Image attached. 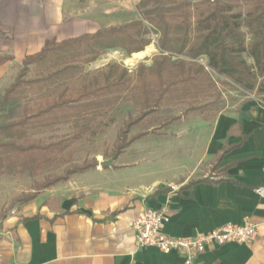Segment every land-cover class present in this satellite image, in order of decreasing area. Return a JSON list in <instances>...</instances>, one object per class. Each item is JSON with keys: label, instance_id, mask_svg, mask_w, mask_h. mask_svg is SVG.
I'll list each match as a JSON object with an SVG mask.
<instances>
[{"label": "crops", "instance_id": "crops-1", "mask_svg": "<svg viewBox=\"0 0 264 264\" xmlns=\"http://www.w3.org/2000/svg\"><path fill=\"white\" fill-rule=\"evenodd\" d=\"M140 1L0 0V54L14 57L0 66V83L47 40L141 19ZM213 126L212 137L205 140L212 176L187 179L176 168L172 175L151 180L145 175L138 181L125 176L136 166L116 158L112 167L99 164L44 190L20 209L0 213V264H184L179 252L164 254L136 243L134 219L144 209L164 206L171 215L164 231L175 237L228 223L256 226L254 243L210 248L199 264H264V195L257 191L264 187V96L221 114ZM235 145L217 160L225 147Z\"/></svg>", "mask_w": 264, "mask_h": 264}, {"label": "trees", "instance_id": "trees-1", "mask_svg": "<svg viewBox=\"0 0 264 264\" xmlns=\"http://www.w3.org/2000/svg\"><path fill=\"white\" fill-rule=\"evenodd\" d=\"M243 6L248 8L245 14L238 10ZM138 9L141 19L126 25L62 41L47 40L39 52L26 56L15 81L3 93L0 176H38L63 167L62 173L35 182L34 192L15 198L20 206L46 189L97 168V158L76 162L73 145L97 132L94 122L124 102L133 103L139 112L119 129L113 143L115 159L146 136L149 126L162 121L159 112L165 106L214 97L190 105L183 115L171 116L163 122L168 126L191 113L214 120L219 114L221 86L248 97L264 96V0H141ZM151 34L159 36L161 54L150 67L141 64L132 76L119 64H110L97 72L101 79L93 76L52 97L25 102L17 119L1 121L6 108L27 91L86 77L85 65L108 50L120 49L132 57L151 45ZM201 57L207 58V64L199 61ZM13 59L0 54V66ZM30 67L45 74L28 78ZM70 123L74 128L70 135L56 140L37 137ZM237 146L225 147L217 160Z\"/></svg>", "mask_w": 264, "mask_h": 264}, {"label": "rangeland", "instance_id": "rangeland-1", "mask_svg": "<svg viewBox=\"0 0 264 264\" xmlns=\"http://www.w3.org/2000/svg\"><path fill=\"white\" fill-rule=\"evenodd\" d=\"M247 9L246 6L238 8V10L242 11L244 14L247 12ZM158 37L159 36L155 34H151L148 37L152 42L151 44L155 45L156 51L146 59L132 62L131 59L134 56L128 57L129 55L125 51L120 49L108 50L97 60L85 65V72L88 73L86 77L68 83H57L38 89L35 92L27 91L17 98L11 106L6 108L1 121L17 119L21 115L22 106L25 102L52 97L64 87L79 86L91 80L93 76L101 79V76L97 75V72L106 69L110 64H119L121 68H126L132 76L135 74L139 65L143 64L146 67H150L153 58L161 54L158 47ZM250 39L251 36H248L247 40L249 41ZM124 58H126L125 61ZM247 60L249 63H253L252 59L248 58ZM199 61L207 64L206 57H201ZM22 68L23 65L21 63L15 64L11 70V75H7L0 83V102L5 89L15 81L16 75ZM44 74V72L30 67L28 78H34ZM221 90L223 92L221 98L218 99V106L220 108L218 116L223 113L235 111L243 103L257 97L252 95L250 96L252 99H250L248 96L242 95L224 86H221ZM209 100H214V97L199 99L198 101L189 100L179 102L161 108L159 115L162 116V121L154 122L152 126H149L148 134L133 143L130 148L116 159V161L118 160L121 164L123 163L126 166H136L130 168L125 176L128 178L136 176L137 180L140 181L143 179V176L146 175L147 180H151L160 174L163 176L172 175L175 173L176 168L178 169V174L187 173V179H199L212 176L214 164L207 157L205 140L206 138L212 137L213 125L218 116L212 121H206L202 116L191 113L181 120L170 123L168 126L163 123L171 116L183 115L190 105L202 104ZM138 112V108L133 103L124 102L111 112L99 117L93 124V127L98 126V131L89 133L84 139L73 145L75 161L81 163L85 159L92 158H97L99 161L115 160V158H113V143L117 137L118 131L129 116H135ZM145 130L146 127L136 129L132 134ZM73 131L74 128L72 123L63 124L47 132L38 134L37 137L46 140H56L61 136L72 134ZM62 171L63 167L47 170L38 176H0V213L3 215L16 207L20 209L22 206H20L19 202H15V198L23 193L34 192L33 185L35 182L43 181L46 175L60 174ZM186 175L185 177H187Z\"/></svg>", "mask_w": 264, "mask_h": 264}, {"label": "built area", "instance_id": "built-area-1", "mask_svg": "<svg viewBox=\"0 0 264 264\" xmlns=\"http://www.w3.org/2000/svg\"><path fill=\"white\" fill-rule=\"evenodd\" d=\"M175 189V187H172ZM259 194L264 195V187L259 188ZM170 208L164 206L161 210L144 209L134 219L132 229L139 248L155 247L164 254L179 252L184 256V264H199V258L210 248L227 244L251 245L258 236L254 224L238 225L228 223L207 233L192 237H175L165 233L164 228L170 222Z\"/></svg>", "mask_w": 264, "mask_h": 264}, {"label": "bare ground", "instance_id": "bare-ground-1", "mask_svg": "<svg viewBox=\"0 0 264 264\" xmlns=\"http://www.w3.org/2000/svg\"><path fill=\"white\" fill-rule=\"evenodd\" d=\"M155 51L156 47L152 44L148 46L145 51L135 54L131 60L132 62H136L138 60L146 59L147 57H150Z\"/></svg>", "mask_w": 264, "mask_h": 264}, {"label": "water", "instance_id": "water-1", "mask_svg": "<svg viewBox=\"0 0 264 264\" xmlns=\"http://www.w3.org/2000/svg\"><path fill=\"white\" fill-rule=\"evenodd\" d=\"M113 163H114V159H110V160L101 161L100 165L104 167H110L113 165Z\"/></svg>", "mask_w": 264, "mask_h": 264}]
</instances>
